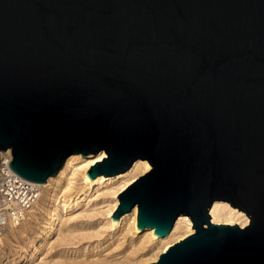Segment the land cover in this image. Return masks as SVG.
<instances>
[{"label": "water", "instance_id": "water-1", "mask_svg": "<svg viewBox=\"0 0 264 264\" xmlns=\"http://www.w3.org/2000/svg\"><path fill=\"white\" fill-rule=\"evenodd\" d=\"M46 181L151 164L117 197L138 228L195 232L150 264H264V0H0V149ZM215 199L249 223L210 221ZM206 224V226H204Z\"/></svg>", "mask_w": 264, "mask_h": 264}, {"label": "bare ground", "instance_id": "bare-ground-1", "mask_svg": "<svg viewBox=\"0 0 264 264\" xmlns=\"http://www.w3.org/2000/svg\"><path fill=\"white\" fill-rule=\"evenodd\" d=\"M8 153L12 154L11 148L0 149L2 156ZM103 156L107 157L104 149H100L90 157L82 156L81 152L70 153L59 168L52 175L47 176L46 181L30 179L38 188L37 198L25 209L20 220L14 221L9 218L0 225V240L2 230H7L13 236L18 233L21 237H26L30 244L32 242L30 234L41 235L39 245L35 246L33 251L30 250L29 255L32 259L44 246L46 239L54 233L58 234L57 241L64 242L68 245L66 248L71 249L80 241L101 238L104 233L110 235V232L118 228L120 230L121 226H123L121 230H124L126 226L124 235H130L138 242L134 253L147 248L148 253L139 256L136 260L112 262L105 257L92 259L90 262L69 261L66 264H150L157 261L160 254L175 242L195 232V228L192 227L193 222L187 214L178 215L171 229L164 236L154 234L152 227L140 229L137 226V203H134L129 211L121 214L119 220L114 219L112 215L119 205L117 195L140 175L148 172L152 166L146 158H137L122 172L110 176L100 174L92 179L87 170L96 161H101ZM208 212L210 221L214 223H236L240 228L249 223V215L240 208L230 205L226 200L215 199ZM98 216L104 219L101 225L92 222ZM83 219L90 221L79 223ZM52 247L49 246L43 253L45 255L50 253ZM77 251H72L74 257L79 255Z\"/></svg>", "mask_w": 264, "mask_h": 264}, {"label": "rangeland", "instance_id": "rangeland-1", "mask_svg": "<svg viewBox=\"0 0 264 264\" xmlns=\"http://www.w3.org/2000/svg\"><path fill=\"white\" fill-rule=\"evenodd\" d=\"M1 158L2 155L0 154V159ZM87 221L90 220L83 219L79 223H86ZM92 222H96L95 225H101L104 223V219L98 216L94 218ZM122 227L123 226L120 227V230L118 228L116 231L110 232V235L104 233L101 238L95 237L92 240L87 241L85 239L80 241L74 244L76 246L75 248L71 249L66 248L68 245L64 244V242L57 241L58 234L54 233L46 239L43 243L44 246L41 247L32 259L29 254L33 251L35 246L39 245L40 242L38 241L41 240V235L39 236L35 233L30 234L32 240L30 244L27 242L26 237H21L18 233H16V236H13L7 230H2V239L0 240V264H66L69 261L90 262L92 259H102L105 257L107 260L116 262L132 259L136 260L139 256L148 253V248L144 251L134 253V250L138 246V242L136 238L132 239L130 235H124L126 226L124 230H121L123 229ZM139 236H141V233ZM51 245L53 246L52 251L45 255V251ZM73 250H78L77 252H79V255H75L74 257L72 253ZM41 253L43 254L41 255Z\"/></svg>", "mask_w": 264, "mask_h": 264}, {"label": "built area", "instance_id": "built-area-1", "mask_svg": "<svg viewBox=\"0 0 264 264\" xmlns=\"http://www.w3.org/2000/svg\"><path fill=\"white\" fill-rule=\"evenodd\" d=\"M11 160V153L0 159V225L9 218L20 220L38 195L34 182L11 169Z\"/></svg>", "mask_w": 264, "mask_h": 264}]
</instances>
